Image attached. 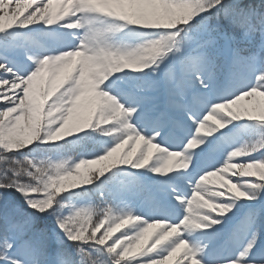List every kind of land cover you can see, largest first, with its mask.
I'll list each match as a JSON object with an SVG mask.
<instances>
[{"label":"snow or ice","instance_id":"snow-or-ice-1","mask_svg":"<svg viewBox=\"0 0 264 264\" xmlns=\"http://www.w3.org/2000/svg\"><path fill=\"white\" fill-rule=\"evenodd\" d=\"M0 264H264V0H0Z\"/></svg>","mask_w":264,"mask_h":264}]
</instances>
